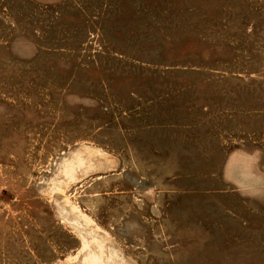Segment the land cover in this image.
I'll return each mask as SVG.
<instances>
[{
	"label": "rangeland",
	"instance_id": "rangeland-1",
	"mask_svg": "<svg viewBox=\"0 0 264 264\" xmlns=\"http://www.w3.org/2000/svg\"><path fill=\"white\" fill-rule=\"evenodd\" d=\"M0 264H264V0H0Z\"/></svg>",
	"mask_w": 264,
	"mask_h": 264
}]
</instances>
